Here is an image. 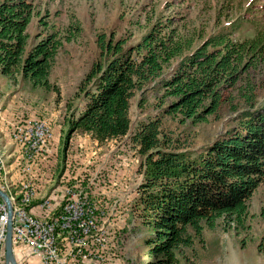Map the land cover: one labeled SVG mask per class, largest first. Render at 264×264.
<instances>
[{
    "label": "rangeland",
    "instance_id": "374dc122",
    "mask_svg": "<svg viewBox=\"0 0 264 264\" xmlns=\"http://www.w3.org/2000/svg\"><path fill=\"white\" fill-rule=\"evenodd\" d=\"M30 1L34 15L28 27V50L53 33L62 41L50 73L51 85L57 90L34 88L20 77L11 81L0 75V122L8 127L9 135L13 126L24 119L27 125L17 124L18 132H25L34 122L52 125L54 139L52 134L49 143L53 139L51 151H55L48 166L51 180L53 182L56 176L55 186L61 185L62 192L71 188L94 204L107 232L108 261L152 264L158 257L149 254L146 240L154 233L144 223L138 205L143 158L132 136L140 124L159 119L163 134L178 139V144L187 146V150L196 152L211 145L235 128L239 114L251 107L246 94L253 91L252 106L264 104V57L252 62L235 87L224 93L218 112L205 122L182 123L180 117L166 114L165 109L173 98L151 85L137 92L131 100V129L127 136L104 144L94 142L84 133H74L67 139L68 120L85 105L78 89L98 60V38L100 35L113 36L114 40H125L127 47H131L138 45L157 24H169V29L176 30L177 36L194 41L193 49L219 32L228 34L233 42L256 36L264 41V0ZM169 29L164 32L168 33ZM175 66L176 62L167 67L162 78H169ZM23 126L27 127L20 130ZM12 140L17 146L18 142ZM18 147L21 153V144ZM44 149H40V157ZM0 161L4 166L0 189L15 204L21 199V190L18 192L8 184L1 156ZM46 179L49 182L50 177ZM4 184L6 190L1 187ZM14 192L19 195L11 196ZM35 192L31 202L36 197ZM26 213L49 223L55 221L46 216L35 217L29 210ZM101 220H105L104 223ZM191 234L193 245L178 253V264H264V182L248 202V217L243 226L219 220L215 228L205 227L201 236ZM61 237L55 232L57 242ZM21 248L14 245L18 264H37L38 259L27 248L25 256ZM0 264H5L4 256Z\"/></svg>",
    "mask_w": 264,
    "mask_h": 264
},
{
    "label": "trees",
    "instance_id": "16d2710c",
    "mask_svg": "<svg viewBox=\"0 0 264 264\" xmlns=\"http://www.w3.org/2000/svg\"><path fill=\"white\" fill-rule=\"evenodd\" d=\"M33 15L30 0H0V75L57 90L50 73L62 41L53 33L28 50ZM166 28L170 25L157 24L131 47L100 35L98 60L78 89L85 105L68 120L67 139L84 133L104 144L127 136L131 100L151 85L173 98L166 114L182 123L205 122L252 62L264 57L259 36L233 42L219 32L193 49V40L174 29L165 33ZM174 62L171 76L162 78ZM252 92L245 96L251 107L239 114L236 127L202 150L189 151L163 134L159 119L140 124L132 136L143 158L138 205L154 233L146 240L149 254L158 257L152 264H178V253L193 245L191 232L201 236L219 220L244 225L248 202L264 182V104L252 106Z\"/></svg>",
    "mask_w": 264,
    "mask_h": 264
},
{
    "label": "built area",
    "instance_id": "2783aa9c",
    "mask_svg": "<svg viewBox=\"0 0 264 264\" xmlns=\"http://www.w3.org/2000/svg\"><path fill=\"white\" fill-rule=\"evenodd\" d=\"M17 124L27 125V122L24 119L16 123L10 137L18 138L21 143V171L28 176L44 159L39 155V147L51 149L52 143L43 139V132L53 134L52 125L43 127V124L34 122V133H27L18 132ZM19 186L24 194V211L15 212L12 216L14 245L27 248L41 264H90L95 258L103 261L101 253L108 247L107 232L100 223L96 207L86 196L71 188L65 189L60 206L47 213L46 217L58 222L62 234H66V242H55L49 229L27 222L26 210H31L34 201L25 202V195L36 191L33 181L26 177ZM41 206L51 211L50 201H43ZM7 222V207L0 198V258L4 256ZM101 222L104 223L103 220Z\"/></svg>",
    "mask_w": 264,
    "mask_h": 264
},
{
    "label": "crops",
    "instance_id": "0c3cea01",
    "mask_svg": "<svg viewBox=\"0 0 264 264\" xmlns=\"http://www.w3.org/2000/svg\"><path fill=\"white\" fill-rule=\"evenodd\" d=\"M25 127L27 126H23L22 128H20V130H23ZM7 128H8L7 126H5L2 122H0V156L6 165V171H7L6 180L8 184H10L11 187L17 190L18 192L21 190V187L19 186L20 183L26 177H29L33 181L35 188H36V192H35L36 197L34 196V199L32 200L34 202L29 212L30 214L32 213L35 217L43 218L41 216L45 217L47 213H51L52 211L57 209L62 203V199H63V196H62L63 192L61 191L62 190L61 185L58 184L55 186L56 176H55V180L52 182L51 180L52 172L50 174V171L48 170V166H50L52 163V159H51L52 153L55 151V149L51 151V149H47L45 147L44 151L46 152V155H45V152H43L41 156L44 159L34 168L33 172L30 175L28 176L25 174L23 175L21 171L19 147L15 145L16 144L15 142H13L12 138L8 134ZM51 136H52V133L48 139V143L50 141ZM13 139L14 141L18 140L17 138H13ZM53 139H54V134H53ZM53 139H52V142H53ZM93 141L97 142L95 140ZM51 147H54V143L52 144ZM47 176L50 177L49 182L46 179ZM1 187L5 188L6 190V184H4ZM22 193L23 192L21 191V195ZM15 195H19V194L17 192H14L13 195L11 194V196H15ZM32 197H33V192H32ZM46 200L50 201V204H51L50 212H48V210H46L44 207L41 206L42 202ZM45 220H49V219H45ZM60 242H66V237L62 236V239L60 238ZM24 249L25 248L22 247L20 250L23 251L26 256L27 254ZM107 249L108 247L105 250H103L101 253V257L103 261L95 258L97 261L94 259V261H91L90 264H117L118 263L117 261H108ZM14 255L16 258L17 256H16L15 249H14ZM20 264H24V263L22 262ZM26 264H28V262H26ZM37 264H41L39 260Z\"/></svg>",
    "mask_w": 264,
    "mask_h": 264
},
{
    "label": "bare ground",
    "instance_id": "6f19581e",
    "mask_svg": "<svg viewBox=\"0 0 264 264\" xmlns=\"http://www.w3.org/2000/svg\"><path fill=\"white\" fill-rule=\"evenodd\" d=\"M37 123L43 124V127H50V124H48L47 122L39 121ZM25 132L34 133V123L30 127L26 128ZM49 136H50V132H43V139L46 140V142H47ZM17 142H18L17 146H19V144H21V143H19V139L17 140ZM41 148L42 147H39V151ZM3 169H4L3 163L0 161V174L2 173ZM1 190H2V188H1ZM31 199H32V192H30V194L25 195V202H31ZM10 202H11L12 211H13L12 216H15V212H23L24 211V204H23L24 194L23 193L21 195V199L18 202L14 201L15 204H13L11 199H10ZM26 218H27V222H32L35 225H41V226H44L45 229H49L53 235L55 234V232H58L59 237L66 235V234H62V227L56 221L49 223V222L41 220V219H36V218L30 217L27 213H26ZM61 239H62V237H61ZM54 241L57 242L55 240V238H54ZM58 242H60V238H59Z\"/></svg>",
    "mask_w": 264,
    "mask_h": 264
},
{
    "label": "water",
    "instance_id": "95a60500",
    "mask_svg": "<svg viewBox=\"0 0 264 264\" xmlns=\"http://www.w3.org/2000/svg\"><path fill=\"white\" fill-rule=\"evenodd\" d=\"M0 198L4 201L7 207L8 222L6 225V233L4 239V262L5 264H18L14 255V243L12 234V205L8 195L0 189Z\"/></svg>",
    "mask_w": 264,
    "mask_h": 264
}]
</instances>
